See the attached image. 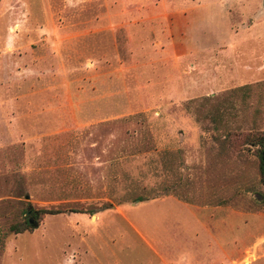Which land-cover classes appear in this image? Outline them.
Segmentation results:
<instances>
[{
  "label": "rangeland",
  "instance_id": "obj_1",
  "mask_svg": "<svg viewBox=\"0 0 264 264\" xmlns=\"http://www.w3.org/2000/svg\"><path fill=\"white\" fill-rule=\"evenodd\" d=\"M250 129L264 130V0H0V264H160L122 215L171 233L192 215L140 195L219 211L206 230L231 243L222 264H264ZM28 207L64 212L31 228Z\"/></svg>",
  "mask_w": 264,
  "mask_h": 264
},
{
  "label": "crops",
  "instance_id": "obj_2",
  "mask_svg": "<svg viewBox=\"0 0 264 264\" xmlns=\"http://www.w3.org/2000/svg\"><path fill=\"white\" fill-rule=\"evenodd\" d=\"M139 206H151L152 204L169 202L171 203V207L176 206L180 207L182 210L191 213V220L189 217L176 218V231L175 233H171L169 229L165 228L164 230H159L155 225H147L150 220H146L145 216H137V214H133L132 217L128 216L126 213L122 215L124 220H126L129 226H132L135 234L142 240L150 245L148 247L149 251L147 252V256L149 254H153L160 261V264H214L215 257H222L223 260L217 262V264H222V262L226 259V257L231 256V243H228V248L225 238L222 239L221 233L217 231L215 233L214 230H206V226H214L218 225L220 222V213L218 211L219 220L214 221L215 215H204L203 211L194 207V205H190L188 203H184L182 201L176 200L174 198L165 199V198H154L151 200L140 201ZM138 206V207H139ZM108 209V208H107ZM133 209V208H132ZM131 209V210H132ZM106 210V209H104ZM129 210V209H128ZM200 210V211H199ZM103 211V210H102ZM103 213V212H102ZM217 216V215H216ZM95 224L92 226H97L99 220H101V214L96 215ZM212 219L210 221L209 219ZM206 219V220H205ZM157 222V220L155 221ZM161 222V219L158 220ZM157 222V223H158ZM212 222V223H211ZM150 228V229H149ZM180 230L184 231V233L188 232L192 234L193 242H182L180 241L179 235ZM164 232L163 235H158V232ZM94 235L96 239V243L101 247L102 237L98 234L97 231L94 230ZM207 233V238L205 234ZM231 232L228 233L230 235ZM161 238H165L163 242L157 238V236ZM151 240V241H150ZM223 240V242H222ZM127 241L123 235H121V239L117 242L118 246L121 249V245L125 244ZM233 251L236 247L235 237L233 239ZM207 246V247H206ZM208 248V249H207ZM87 252V251H86ZM209 253V257L206 259L205 255ZM213 254V255H212ZM221 255V256H220ZM73 260L77 261V259ZM117 261H121L124 264H129L125 259H119ZM226 261V260H225ZM76 264V263H75ZM132 264V263H131ZM134 264V263H133ZM147 264H154L153 261H148Z\"/></svg>",
  "mask_w": 264,
  "mask_h": 264
},
{
  "label": "trees",
  "instance_id": "obj_3",
  "mask_svg": "<svg viewBox=\"0 0 264 264\" xmlns=\"http://www.w3.org/2000/svg\"><path fill=\"white\" fill-rule=\"evenodd\" d=\"M244 88H248V85H243V86H240V87H236L233 89V91H238V90H241V89H244ZM188 108L190 109L191 112L194 113V115H196V118H198V109H199V104H198V99H193V100H190V102L188 103ZM214 119V118H213ZM227 125H223V127H225ZM216 130H221V128L219 127V125H217L216 127ZM218 134V137L217 139H221L222 136L223 138L225 139H230V137L233 135V133L231 131H227L225 134H222V133H217ZM216 134V135H217ZM243 135V133L239 132V133H235V137H241ZM245 137H246V141L245 143L246 144H249L253 147H256V149L254 150L256 152V155L258 157V161H259V171H260V175H261V181L262 183L264 184V130L262 131H255V129H250V132L248 134H245ZM157 196L153 197V198H156ZM149 199H152L150 197H143V196H137L135 198V200H140V201H146V200H149ZM111 205V203H106L104 204L101 208L102 209H107L109 208ZM72 211H76L75 209H72ZM79 211V210H77ZM97 211H100V210H90V211H86L88 213H95ZM61 212H64L63 209L61 208H57V209H51V208H33V207H28L27 210H26V213L29 215V216H33L31 218H33L34 220V223L35 224H38L39 225V220L41 219L42 216L46 215V214H59ZM81 212H84V211H81ZM29 218L27 220V224H29V227L31 228H35V224H32L30 222V219ZM20 225H18L17 227H14V230L16 232H21L20 230Z\"/></svg>",
  "mask_w": 264,
  "mask_h": 264
},
{
  "label": "water",
  "instance_id": "obj_4",
  "mask_svg": "<svg viewBox=\"0 0 264 264\" xmlns=\"http://www.w3.org/2000/svg\"><path fill=\"white\" fill-rule=\"evenodd\" d=\"M140 200H137V202H139ZM30 222L33 224L34 223V220L33 218L30 219ZM38 225V224H35V226Z\"/></svg>",
  "mask_w": 264,
  "mask_h": 264
}]
</instances>
